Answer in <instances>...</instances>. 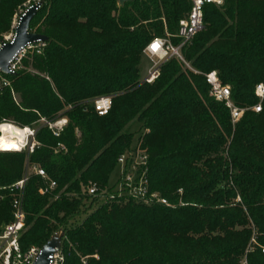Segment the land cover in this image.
Returning <instances> with one entry per match:
<instances>
[{
	"label": "trees",
	"instance_id": "trees-1",
	"mask_svg": "<svg viewBox=\"0 0 264 264\" xmlns=\"http://www.w3.org/2000/svg\"><path fill=\"white\" fill-rule=\"evenodd\" d=\"M25 1L36 0H0V33ZM190 5L43 0L29 26L46 36L44 46L26 51L19 69L5 75L15 99L8 87L0 91V121L24 126L40 115L67 117L59 136L37 131L33 152L0 151V226L11 218L9 186L25 159L56 182L41 194L47 179H26L21 251L61 230L62 264H264V99L260 111L249 108L233 124L204 77L174 57L152 83H140L143 49L165 28L176 33ZM203 22L182 48L185 60L201 72L215 70L235 104L253 106L255 84L264 83V0L206 3ZM101 94L112 95L104 115L89 102ZM133 121L150 186L172 205L126 201L88 212L95 198L86 188L106 185L117 155L133 144L126 130ZM58 142L63 149L55 150Z\"/></svg>",
	"mask_w": 264,
	"mask_h": 264
},
{
	"label": "built area",
	"instance_id": "built-area-1",
	"mask_svg": "<svg viewBox=\"0 0 264 264\" xmlns=\"http://www.w3.org/2000/svg\"><path fill=\"white\" fill-rule=\"evenodd\" d=\"M190 9L179 19L177 31L171 34L165 28L163 34L154 36L143 49V54L152 60L153 65L140 83H152L159 75V69L164 62L174 57L185 64L192 72L201 74L205 82L209 86V95L216 101L222 102L229 110L231 122L235 124L247 109L256 112L260 111L261 103L264 99V83L258 82L254 87V94L258 98L256 104L251 107H240L233 101L230 88L224 85L217 72L210 70L201 72L193 68L184 58L182 48L187 45L194 35L199 32L203 26V6L206 3H214L219 5L222 0H189ZM16 22V21H15ZM14 22V24H15ZM12 35V34H11ZM10 36L3 37L2 43L10 39ZM179 39L178 43H174L172 37ZM44 46V41L38 40L35 43L26 45L15 57L8 62L9 74H14L20 67V58L28 51L35 49L39 53ZM0 72V91L8 87L13 99L15 95L10 88L8 78ZM111 94H101L91 99L94 110L98 115L108 113L111 108ZM67 117L63 114H57L52 118L40 116L31 125L19 126L11 121H0L2 124H10L23 131V138L18 142L17 149L13 151L24 150L26 154L33 152L34 148L39 146L35 135L41 127H47L54 136H59L62 132ZM0 130V134H1ZM62 143L58 142L56 149H63ZM33 174L39 175L46 180V185L39 189L41 194L53 190L56 182L47 177L45 170L38 166H33ZM148 156L146 152L133 143L129 148L119 153L116 157V165L110 174L105 186H100L96 182L89 184L86 188L87 196L95 198L94 204H110L126 201H135L144 205H161L171 206L172 202L162 194L160 190L152 189L148 177ZM28 165L25 166L22 176L14 181L9 190L13 192L10 199L11 218L8 222L0 226V264H34L41 251L42 246L32 245L23 252H20L17 245V239L21 232L25 229L24 211L22 206L23 192L26 179H28ZM181 192V190H179ZM183 204V203H181ZM57 232V231H55ZM54 232V233H55ZM65 235L61 237L59 249L48 255V264H62L65 259V253L62 249V242ZM251 242H255L254 237ZM251 244L247 248V252L251 251ZM264 252V247L262 248ZM82 262L83 259H82ZM241 264H249L244 258Z\"/></svg>",
	"mask_w": 264,
	"mask_h": 264
},
{
	"label": "water",
	"instance_id": "water-1",
	"mask_svg": "<svg viewBox=\"0 0 264 264\" xmlns=\"http://www.w3.org/2000/svg\"><path fill=\"white\" fill-rule=\"evenodd\" d=\"M130 0H118L123 3ZM43 0H36L26 5L19 13L13 26V32L9 40L0 46V72L9 74L8 62L15 57L26 45L35 43L38 40H46V36L30 29L29 23L37 9L41 6ZM13 151V150H0ZM63 231L58 230L41 247V251L34 261V264H48V255L56 252L61 244Z\"/></svg>",
	"mask_w": 264,
	"mask_h": 264
},
{
	"label": "rangeland",
	"instance_id": "rangeland-1",
	"mask_svg": "<svg viewBox=\"0 0 264 264\" xmlns=\"http://www.w3.org/2000/svg\"><path fill=\"white\" fill-rule=\"evenodd\" d=\"M31 2L30 1H25L21 6H18L15 10H14V12L11 14V16H10V19H9V21H8V24H7V27H6V30L4 31V32H1L0 33V40L3 38V37H6V36H10L11 34H12V32H13V26H14V22L16 21V19H17V17H18V15H19V13L23 10V8L26 6V5H28V4H30ZM220 5V4H219ZM173 38V37H172ZM183 54V53H182ZM144 55V54H143ZM176 59V58H175ZM177 61H178V63L180 64V65H182V69H188L189 71H191L185 64H183L180 60H178V59H176ZM187 61V60H186ZM189 64H190V62L189 61H187ZM153 65V62H152V60H150L148 57H146L145 55H144V59H143V62H142V64H141V69H140V74H139V79H140V82H141V80L145 77V75L148 73V71H149V69H150V67ZM191 65V64H190ZM160 70H161V67H160V69H159V74H160ZM192 72V71H191ZM192 73H194V72H192ZM194 74H196V73H194ZM159 76V75H158ZM89 102H91V99L89 100ZM63 111V110H62ZM61 111V112H62ZM40 116H42V117H45V116H43V115H40ZM39 116V117H40ZM138 123L135 121H133L127 128H126V130L127 131H129V132H133L134 133V135H133V138H132V142L133 143H135L136 142V140L138 139V137H139V134L140 133H138L137 132V129H138ZM26 165H28V170H29V172H28V175L30 176V174H32L33 173V166H38V167H40L39 165H37V164H29L28 163V161H26V159H25V161H24V169H25V166ZM24 172V171H23ZM28 176V177H29ZM98 204H94L93 206H91V208L89 209V210H87L88 212L90 211V210H93L94 208H96V206H97ZM85 215H86V213L85 214H81L74 222H73V224H78V223H80L82 220H83V218L85 217ZM25 230V229H24ZM23 230V231H24ZM22 231V232H23ZM22 232H21V234H22ZM20 234V235H21ZM20 235H19V237H20ZM18 237V238H19ZM17 245H18V249H19V251L20 252H23V251H21L20 250V247H19V243H18V239H17ZM94 257H97V255H93ZM83 259V258H82ZM83 261L85 262V259H83Z\"/></svg>",
	"mask_w": 264,
	"mask_h": 264
},
{
	"label": "bare ground",
	"instance_id": "bare-ground-1",
	"mask_svg": "<svg viewBox=\"0 0 264 264\" xmlns=\"http://www.w3.org/2000/svg\"><path fill=\"white\" fill-rule=\"evenodd\" d=\"M0 150H15L18 142L23 138V131L10 125H0Z\"/></svg>",
	"mask_w": 264,
	"mask_h": 264
}]
</instances>
